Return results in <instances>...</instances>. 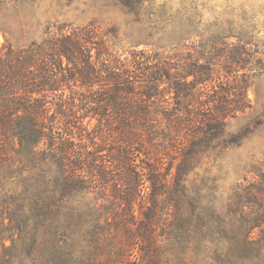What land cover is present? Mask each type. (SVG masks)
I'll list each match as a JSON object with an SVG mask.
<instances>
[{"label": "trees", "instance_id": "trees-1", "mask_svg": "<svg viewBox=\"0 0 264 264\" xmlns=\"http://www.w3.org/2000/svg\"><path fill=\"white\" fill-rule=\"evenodd\" d=\"M25 1L0 0V264H264V214L231 243L186 185L251 108L252 34L121 58L95 23L47 21L16 47Z\"/></svg>", "mask_w": 264, "mask_h": 264}, {"label": "rangeland", "instance_id": "rangeland-1", "mask_svg": "<svg viewBox=\"0 0 264 264\" xmlns=\"http://www.w3.org/2000/svg\"><path fill=\"white\" fill-rule=\"evenodd\" d=\"M145 1L139 13L119 0L25 1L27 5H21L12 20V41L20 47L41 40L47 21L75 28L95 23L113 53L130 58L133 51L172 53L173 48L194 41L196 49L213 52L218 37L234 43L245 33L252 34L251 47L246 50L248 66L253 69L247 73L251 108L229 121L220 146L200 150L186 176L199 207L215 210L226 219L230 241L236 243L235 238H245L240 227H246L256 212L264 214V0ZM4 42L0 32V45ZM95 197L88 195L90 200ZM185 256L188 264L195 258L192 252Z\"/></svg>", "mask_w": 264, "mask_h": 264}]
</instances>
